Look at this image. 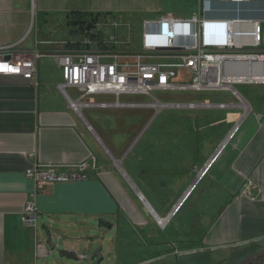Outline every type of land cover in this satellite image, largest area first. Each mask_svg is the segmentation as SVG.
I'll return each instance as SVG.
<instances>
[{"label": "crops", "instance_id": "0c3cea01", "mask_svg": "<svg viewBox=\"0 0 264 264\" xmlns=\"http://www.w3.org/2000/svg\"><path fill=\"white\" fill-rule=\"evenodd\" d=\"M123 3L124 0H0V47H10L8 56H27L35 49L36 41L54 44L66 41L54 38L53 33L57 27L65 25L71 36L74 35L73 27L90 17L122 16L133 24L123 13ZM193 3V10L199 12L205 9V16L209 20H258L264 34V0H249L244 3L231 0H193ZM76 14L87 17L73 23L77 20L74 19ZM162 16L175 15L165 13ZM146 20L150 19H144L142 23ZM54 44L41 46L48 54L38 63V87L20 76L0 75V264H35L39 260L35 258V230L21 220L25 205L36 190L34 180L26 174L35 163L57 167L87 163L89 166L87 180L47 184L37 192L35 199L39 210L38 238L41 239L39 219L46 220L53 228L62 229L72 237L65 243V248L70 250H75L81 235H94L92 229L94 226L97 228L98 221L102 225L104 222L109 223L107 217L119 218L126 211L124 202L130 205L132 203L134 207V203L129 200L127 187L145 212L156 221L155 214L160 218L167 217L194 181L192 179L198 171L210 163L208 172L199 183L206 184L193 208L202 227L201 244L208 249H219L264 239V81L231 83L235 90V84L255 86L242 95L236 90L242 99V108L186 110L187 115L181 122L179 133L177 131L180 140L170 131L156 141L159 146L156 147L155 144L143 151L152 154L156 151L167 153L165 143L168 138L180 141L179 159L185 163L178 164V167L183 169L184 164L185 171L177 173L176 169L171 181L165 178L160 180L162 190L168 193L176 189L178 198L163 202L154 194L151 199L148 198L123 169L132 146L123 150L121 146L117 148L110 142L105 143L84 113L83 117L76 113L60 93L57 85L62 79V71L49 54L56 50L57 46ZM134 45V49L142 48V38L140 44L136 45L134 42ZM238 67L241 68L240 71L246 69ZM178 71L188 73L185 69H177V74ZM177 79L178 75L175 81ZM72 91L74 96L78 95L75 90ZM199 96L200 94L195 95L194 100ZM111 99L104 95L88 98L91 101ZM127 99L142 101V97ZM207 100L227 103L240 101L238 98L237 101H229L215 96ZM106 111L108 121L97 124L100 131L104 129L107 132L114 128L127 138L141 129V118L135 115L134 110ZM240 119V130L236 137L214 160L219 144ZM153 120L154 116L147 126ZM101 150L111 162L119 160L117 162L120 165L114 162L112 169L120 170L126 178L124 184L120 183L111 168L99 163ZM195 153L197 161H202L200 166L195 163ZM63 170L65 169L60 168V171ZM117 176L121 177V174ZM152 181L147 182L148 188H151ZM248 185L249 195L244 194ZM198 188L196 187L189 200ZM140 196H143V201ZM130 211V221L136 227H145L150 223L142 211L135 207ZM160 213L165 214L161 216ZM172 221L171 219L169 224ZM192 223L188 231H182L192 232ZM49 224L44 222L42 225ZM155 224L159 226L157 221ZM111 226L115 229L114 224ZM98 235L104 236V228L97 229L94 236ZM150 236H153L152 232ZM181 238L183 240L180 242H189L185 235H181ZM96 240L101 245L104 242V238ZM43 241L46 243V238ZM102 247L104 248L103 245ZM77 255L79 257L80 254Z\"/></svg>", "mask_w": 264, "mask_h": 264}, {"label": "built area", "instance_id": "2783aa9c", "mask_svg": "<svg viewBox=\"0 0 264 264\" xmlns=\"http://www.w3.org/2000/svg\"><path fill=\"white\" fill-rule=\"evenodd\" d=\"M244 3L249 0H231ZM201 9L190 19L176 16H162L155 21L142 23V48L134 49L131 22L122 16L90 17L73 27V35L66 41H36L35 49L27 56H8L10 47H0V75L20 76L38 87V63L46 53L41 46H57L51 57L62 71V79L57 88L76 113L83 117L86 109L142 110L162 109L202 110L242 108L240 94L232 87L229 77H239L240 67H228V62H247L246 69L255 75L252 79L237 82H262L264 76V53L251 51L260 48L264 34L260 21L252 19L209 20ZM210 23H224L208 28ZM225 36L224 41L218 35ZM176 60V62H173ZM177 69H185L190 74L189 81H175ZM228 77V78H227ZM216 79L218 83H216ZM75 90L76 97L69 92ZM159 92H201L229 91L239 103L221 101H161L151 93ZM110 96L107 101H91V96ZM147 96L152 102L131 101L128 97ZM197 100V99H195ZM242 119V118H241ZM241 119L232 127L219 144L215 158L227 148L240 130ZM213 162V161H212ZM198 171L187 191L171 209L169 215L160 218L155 215L157 224L165 228L170 220L179 214L197 185L203 180L209 167ZM60 168L65 170L60 171ZM89 166L82 163L72 166H50L35 163L27 177L34 180L36 190L30 196L21 214L22 222L34 228L35 258H46L47 244L38 238L39 210L36 195L47 184L84 181L89 178ZM244 194L249 195V185ZM143 201V196H140ZM169 218L167 223L164 219ZM164 223V224H163ZM79 259L87 260L88 254H80ZM38 264V262H35Z\"/></svg>", "mask_w": 264, "mask_h": 264}, {"label": "rangeland", "instance_id": "374dc122", "mask_svg": "<svg viewBox=\"0 0 264 264\" xmlns=\"http://www.w3.org/2000/svg\"><path fill=\"white\" fill-rule=\"evenodd\" d=\"M193 0H124L122 6L125 7L123 13H125L126 17H128L134 24L133 30V39L135 44H140L142 38V21L144 19H156L162 14L172 13L176 17L181 19H190L198 10H193ZM54 38L56 39H66L68 40L70 37L69 29L63 25L57 27L55 33H53ZM74 38H77V35H73ZM251 51H264V42L260 48H252ZM182 77V78H181ZM189 74L184 71H178V82H186L189 81ZM234 87L237 91L242 95L244 92H248L253 89L255 86L253 85H245V84H235ZM69 92H74L69 90ZM155 98L160 99L161 101L176 102V101H209L212 96L226 98L229 101H237L234 96H232L231 92L227 91H213V92H201L200 96L197 100H194V96L191 92H159L153 91L151 93ZM76 97V95H75ZM144 99V100H143ZM143 102H152V99L147 96H142ZM132 112V111H130ZM135 115L141 118L140 125L141 129L136 132L134 135L131 134L127 138H124L119 130L110 129L107 132L103 129V131L98 129L97 124H103L108 121L106 117V110L100 109H86L84 110V115L86 118L96 127V130L101 134L105 143H111L115 145L117 148L125 149L130 148V156L126 159L123 169L129 175V177L135 181L138 188H141L148 198H152L154 194L157 198L161 199L163 202L167 200H173L178 198L177 190L172 189L165 193L162 190V185L160 184V180L165 178L168 181H171L174 177V173L177 169L178 172L185 171V165L182 167H178L182 162L180 158V136L179 130L181 126V122L185 119L187 115L186 110L179 109H170L165 108L156 112L153 109H143V110H134ZM154 116V120L152 123L147 126L150 119ZM147 126V127H146ZM146 127V128H145ZM145 129V130H144ZM144 130V131H143ZM140 138H138L140 132H142ZM173 132L174 137L177 140H169L167 139L166 152H157L152 154L147 151L144 153V150H148L150 147L155 146L156 141L160 139V136H163L167 133ZM178 131V133H177ZM125 139H128L127 141ZM107 143V144H108ZM109 146V145H107ZM159 146L156 144V147ZM102 153L99 154V163L104 165L106 168L112 169V163L115 166L114 162H111L105 152L101 150ZM194 158L196 160L195 163H198L200 166L202 161H197L196 153L194 154ZM116 159V158H115ZM117 160V159H116ZM119 161V160H117ZM179 164V165H178ZM165 168V169H164ZM172 169V171H171ZM112 172H115V176L118 177L120 183L124 184V180L126 178L122 175L119 169H112ZM172 173V174H171ZM121 177L117 176L120 175ZM176 174V173H175ZM196 178V176L192 179V181ZM152 181L151 188L146 186L147 182ZM191 181V182H192ZM129 184V183H128ZM206 182H202L198 184V190L191 197L189 202L186 204L185 208L172 220L171 224H167L165 228L157 227L155 224V220L153 217L148 215L143 208V206L139 203V200L135 199L132 195L133 193L127 187L128 197L130 202L134 203V207L138 211H142L145 215L148 222H150L147 226L136 227L131 223L129 215L131 214L130 209H134L131 203H125L124 207L126 211L120 215L118 218L116 217H107V221L111 224H114L115 229H105L104 228V236L99 235L98 238H104V242H102L103 255L104 260L99 264H171L174 263L178 259L188 258L201 254H208L211 260L215 264H224L230 260H232L237 255L253 249L258 246L264 245V239L260 241H253L248 243H242L237 246H224L219 249H208L201 244V225L198 223L199 217L196 216V210H194V205L197 203V198L200 192L203 190ZM129 187L131 185L129 184ZM132 188V187H131ZM135 200H133V199ZM164 206V205H162ZM165 213H160L161 216H164ZM48 221H44L39 219L40 223V238L45 240L46 235L45 231L42 229V224ZM197 225L194 226V224ZM193 225V231L191 232H183L182 229L187 230L190 229V224ZM50 225V224H49ZM154 225V226H153ZM155 227V228H153ZM153 230V231H152ZM94 235L97 234L96 230H93ZM152 232L153 236H150ZM87 237L88 235H81V240L79 244L76 245L75 250L78 254L86 253L88 254L87 260L78 259L77 261L63 259V264H98L97 260H92L93 253L96 249L101 245L98 243V240H94L95 242L89 244L88 241L90 238H97V236ZM181 235H185L189 242L185 244V242H180L183 239ZM53 241L60 246H67L66 241L69 240L70 236L62 231V229L54 228L52 230ZM61 236L64 240H58L57 237ZM72 236V235H71ZM78 239V238H76ZM191 239V240H190ZM56 256V252L53 255L48 256L47 258H40L38 260V264H52L54 263V257Z\"/></svg>", "mask_w": 264, "mask_h": 264}, {"label": "water", "instance_id": "95a60500", "mask_svg": "<svg viewBox=\"0 0 264 264\" xmlns=\"http://www.w3.org/2000/svg\"><path fill=\"white\" fill-rule=\"evenodd\" d=\"M224 23H210L208 25V28H212L215 26H222ZM157 216V215H156ZM93 227L92 230H96L99 228H105V229H112V226L109 223L104 222L102 225L100 224V221ZM42 229L45 231L46 235V244L48 245L49 248V254L48 256H51L56 252V256L54 257V263L52 264H63L62 260L67 259V260H72V261H77L79 259L78 257V252L76 250H70L65 248L64 246H60L59 244L54 243L53 241V236H52V230L54 229L52 225H42ZM99 236V235H98ZM98 238V237H97ZM58 240H64L61 236L57 237ZM96 238H91L89 240V244L94 243ZM103 239V238H102ZM102 245H100L96 251L93 253L92 260H97V263H101L104 260V255L102 253ZM261 255L264 256V245L255 247L253 249L247 250L236 257H234L232 260L224 263V264H243L247 263L248 261L254 262L258 257ZM47 256V257H48ZM46 257V258H47ZM51 264V263H50ZM171 264H215L210 256L208 254H201V255H196L188 258H183V259H178L174 263Z\"/></svg>", "mask_w": 264, "mask_h": 264}, {"label": "bare ground", "instance_id": "6f19581e", "mask_svg": "<svg viewBox=\"0 0 264 264\" xmlns=\"http://www.w3.org/2000/svg\"><path fill=\"white\" fill-rule=\"evenodd\" d=\"M219 39H221L222 41H224L225 36L224 34L220 33L218 35ZM247 62H243V61H234V62H228L227 66L228 67H238V66H242V67H246L247 66ZM254 73H249V71L245 68L242 69V73L239 77H234L231 76L229 77L228 81L231 83H236L237 80H246V79H252V77L254 76ZM228 78V77H227ZM262 79L264 80V76L262 77ZM216 83H218V80L216 79ZM110 154V153H109ZM111 155V154H110ZM114 162L119 166L120 164L114 160ZM156 215V214H155ZM169 221V218L164 219V222L167 223ZM164 224V223H163Z\"/></svg>", "mask_w": 264, "mask_h": 264}, {"label": "flooded vegetation", "instance_id": "af4514ba", "mask_svg": "<svg viewBox=\"0 0 264 264\" xmlns=\"http://www.w3.org/2000/svg\"><path fill=\"white\" fill-rule=\"evenodd\" d=\"M243 264H264V256L261 255L254 262L248 261L247 263H243Z\"/></svg>", "mask_w": 264, "mask_h": 264}, {"label": "trees", "instance_id": "16d2710c", "mask_svg": "<svg viewBox=\"0 0 264 264\" xmlns=\"http://www.w3.org/2000/svg\"><path fill=\"white\" fill-rule=\"evenodd\" d=\"M86 17H87L86 15L76 14V15H74V19H77V20H76V21H73V23L80 22L81 19L86 18ZM96 17H98V15H97ZM200 240H201V239H200Z\"/></svg>", "mask_w": 264, "mask_h": 264}]
</instances>
